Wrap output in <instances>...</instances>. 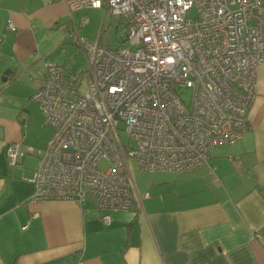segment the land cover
Listing matches in <instances>:
<instances>
[{
  "label": "built area",
  "instance_id": "1",
  "mask_svg": "<svg viewBox=\"0 0 264 264\" xmlns=\"http://www.w3.org/2000/svg\"><path fill=\"white\" fill-rule=\"evenodd\" d=\"M63 1L70 13L104 8L115 18L120 45L72 30L87 70L73 75L46 64L32 98L53 133L36 150L31 198L91 200L107 212L102 219L109 225V211L134 205L135 164L145 172L194 170L209 164L214 148L248 132L264 62L263 7L260 0ZM180 86L192 90L189 105ZM20 145L7 146L10 165L35 152Z\"/></svg>",
  "mask_w": 264,
  "mask_h": 264
},
{
  "label": "crops",
  "instance_id": "2",
  "mask_svg": "<svg viewBox=\"0 0 264 264\" xmlns=\"http://www.w3.org/2000/svg\"><path fill=\"white\" fill-rule=\"evenodd\" d=\"M80 10L63 0H0V69L13 70L0 78V264H264V62L243 138L194 170L145 172L140 184L134 170V205L109 211V225L92 201L32 200L36 150L53 133L32 96L48 63L87 70L70 36ZM17 141L35 152L10 165L7 146Z\"/></svg>",
  "mask_w": 264,
  "mask_h": 264
},
{
  "label": "rangeland",
  "instance_id": "3",
  "mask_svg": "<svg viewBox=\"0 0 264 264\" xmlns=\"http://www.w3.org/2000/svg\"><path fill=\"white\" fill-rule=\"evenodd\" d=\"M197 15L196 9H193L190 13V17H195ZM85 19H88V22L83 24V21ZM76 24H72V22H75ZM71 22V28L75 31H78L79 34L85 38H87L89 41H95L97 39H100L102 43H105L110 48H116L120 45L119 42V31L118 26L116 24L115 18L111 17L109 13L106 12L104 8L102 9H96V8H85L81 9L79 13H73V20ZM104 23V30L101 32V24ZM101 32V33H100ZM88 67V66H87ZM7 69V68H6ZM6 69L1 70L0 78L2 79L3 73L6 71ZM86 90V83L82 85V92H85ZM178 92L180 96L182 97L183 101L189 105L191 102L192 97V90L187 86H180L178 88ZM36 101V100H35ZM31 136V134H30ZM123 139L126 141L127 137L124 134ZM20 142V141H17ZM32 146L31 142L25 141L24 145L21 144V149L26 150L27 146ZM135 143L132 142V146H134ZM32 159V157H31ZM99 166L103 169H106L108 167V163L105 160H102L99 164ZM135 170H136V180L137 183L140 184L142 181V175L144 172L139 170V167L135 164Z\"/></svg>",
  "mask_w": 264,
  "mask_h": 264
},
{
  "label": "water",
  "instance_id": "4",
  "mask_svg": "<svg viewBox=\"0 0 264 264\" xmlns=\"http://www.w3.org/2000/svg\"><path fill=\"white\" fill-rule=\"evenodd\" d=\"M13 72L11 68H7L6 71L4 72V75L2 77V81L5 82L8 79V76Z\"/></svg>",
  "mask_w": 264,
  "mask_h": 264
},
{
  "label": "trees",
  "instance_id": "5",
  "mask_svg": "<svg viewBox=\"0 0 264 264\" xmlns=\"http://www.w3.org/2000/svg\"><path fill=\"white\" fill-rule=\"evenodd\" d=\"M101 30L103 31V30H104V27H102ZM102 31H101V32H102ZM76 44H77V43H76ZM21 144H22V143H21ZM20 147H21V145H20ZM22 150H23V149H22ZM24 151H25V150H24ZM88 201H91V200H88ZM86 202H87V201H86ZM86 202H85V203H86ZM92 202H93V201H92ZM93 203H94V202H93ZM94 204H95V203H94ZM96 207H97V206H96Z\"/></svg>",
  "mask_w": 264,
  "mask_h": 264
}]
</instances>
